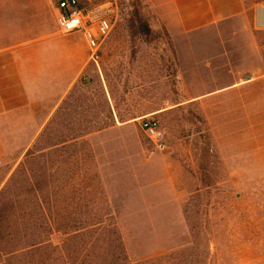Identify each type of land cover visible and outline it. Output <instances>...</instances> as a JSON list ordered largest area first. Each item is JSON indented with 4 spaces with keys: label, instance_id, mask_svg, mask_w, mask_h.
<instances>
[{
    "label": "rangeland",
    "instance_id": "obj_1",
    "mask_svg": "<svg viewBox=\"0 0 264 264\" xmlns=\"http://www.w3.org/2000/svg\"><path fill=\"white\" fill-rule=\"evenodd\" d=\"M58 1L0 0V51L34 45L44 79L29 108L0 115V264H264V85L194 100L264 72L251 12L186 34L168 30L169 0H118L103 80L86 57L52 78ZM134 5L152 37L129 29Z\"/></svg>",
    "mask_w": 264,
    "mask_h": 264
},
{
    "label": "crops",
    "instance_id": "obj_2",
    "mask_svg": "<svg viewBox=\"0 0 264 264\" xmlns=\"http://www.w3.org/2000/svg\"><path fill=\"white\" fill-rule=\"evenodd\" d=\"M170 10L177 16L178 22H167L168 30L192 34L195 32L219 27L226 22H248V14H252V26L257 34H264V4L250 7L246 0H169ZM57 25V24H56ZM81 36L80 40H73L75 36ZM84 42L86 48H82L80 41ZM62 46L58 48L55 44L49 46L47 72L52 78L57 72L64 74L67 70L66 59L72 65H76L75 58H78L77 67L86 57L88 65V48L82 35L74 34L63 39ZM34 45L24 48L9 49L0 51V115L19 112L31 106L39 91L37 84L44 83L43 77L34 71V60L29 56L34 51ZM84 49V50H83ZM78 52V56L77 53ZM93 74L97 75L93 67ZM257 75V73H256ZM264 85V72L261 76L241 81L240 83L227 86L222 89L210 92L207 95L198 96L194 100L215 99L218 101L224 94V101L227 93L234 90H241L246 85ZM57 81L53 79L56 87ZM59 91H70L74 82L66 79L58 82ZM54 87V88H55ZM215 97V98H213Z\"/></svg>",
    "mask_w": 264,
    "mask_h": 264
},
{
    "label": "built area",
    "instance_id": "obj_3",
    "mask_svg": "<svg viewBox=\"0 0 264 264\" xmlns=\"http://www.w3.org/2000/svg\"><path fill=\"white\" fill-rule=\"evenodd\" d=\"M58 33L63 36L80 34L88 48V65L103 80V47L121 17L118 0L83 4L80 0H59L55 5ZM140 125L158 148L165 150V133L155 117H144Z\"/></svg>",
    "mask_w": 264,
    "mask_h": 264
},
{
    "label": "trees",
    "instance_id": "obj_4",
    "mask_svg": "<svg viewBox=\"0 0 264 264\" xmlns=\"http://www.w3.org/2000/svg\"><path fill=\"white\" fill-rule=\"evenodd\" d=\"M127 23L134 35L146 38L154 35L149 22L141 15V11L137 5H134V11L131 13Z\"/></svg>",
    "mask_w": 264,
    "mask_h": 264
}]
</instances>
